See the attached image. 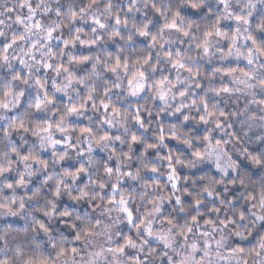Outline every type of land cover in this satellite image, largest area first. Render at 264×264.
I'll list each match as a JSON object with an SVG mask.
<instances>
[{
  "label": "clouds",
  "instance_id": "clouds-1",
  "mask_svg": "<svg viewBox=\"0 0 264 264\" xmlns=\"http://www.w3.org/2000/svg\"><path fill=\"white\" fill-rule=\"evenodd\" d=\"M0 264H264V0H0Z\"/></svg>",
  "mask_w": 264,
  "mask_h": 264
}]
</instances>
